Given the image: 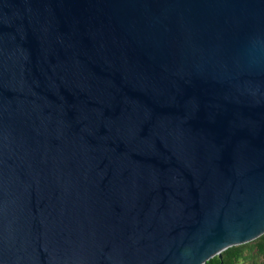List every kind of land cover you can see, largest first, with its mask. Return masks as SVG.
Instances as JSON below:
<instances>
[{"label":"water","instance_id":"1","mask_svg":"<svg viewBox=\"0 0 264 264\" xmlns=\"http://www.w3.org/2000/svg\"><path fill=\"white\" fill-rule=\"evenodd\" d=\"M263 234L264 0H0V264Z\"/></svg>","mask_w":264,"mask_h":264},{"label":"trees","instance_id":"2","mask_svg":"<svg viewBox=\"0 0 264 264\" xmlns=\"http://www.w3.org/2000/svg\"><path fill=\"white\" fill-rule=\"evenodd\" d=\"M223 264H264V234L244 245L231 247L222 253ZM205 264H220L217 257Z\"/></svg>","mask_w":264,"mask_h":264}]
</instances>
